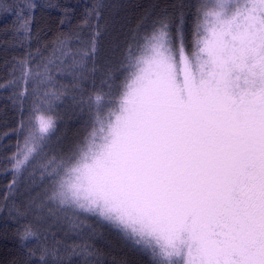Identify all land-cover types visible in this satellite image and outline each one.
Returning <instances> with one entry per match:
<instances>
[{"label": "snow or ice", "instance_id": "snow-or-ice-1", "mask_svg": "<svg viewBox=\"0 0 264 264\" xmlns=\"http://www.w3.org/2000/svg\"><path fill=\"white\" fill-rule=\"evenodd\" d=\"M101 7L88 16L99 19ZM19 18L28 37L31 20ZM177 19L161 14L134 36L120 78L106 72L88 97L91 131L45 165L49 200L114 225L152 264H264V0H199L190 28L182 13ZM98 36L71 55L60 41L46 62L37 51L35 71L32 53L19 61L25 86L14 103L30 101L29 128L9 158L10 191L55 130L51 113L66 90L53 70L71 59L72 90L82 91L80 81L97 71ZM20 239L37 244L38 264H60L46 259L56 249L32 225Z\"/></svg>", "mask_w": 264, "mask_h": 264}, {"label": "trees", "instance_id": "trees-1", "mask_svg": "<svg viewBox=\"0 0 264 264\" xmlns=\"http://www.w3.org/2000/svg\"><path fill=\"white\" fill-rule=\"evenodd\" d=\"M98 2L102 4L100 18L89 17L88 13ZM198 3L199 0H0V264H38L37 244L20 239L25 225H32L34 231L46 238L47 247L56 249L54 256L46 257L49 261L58 260L60 264H152V258L146 252L110 226L93 217L85 219L63 214L47 202L51 184L48 173L52 169L45 165L67 156L73 146L82 141L91 124L88 97L101 90L106 72L111 71L113 76L120 78V61L136 31L168 8L176 13L177 23L182 13L190 28ZM27 4L35 5L30 13L25 7ZM20 12L31 20L28 37L20 29L23 23ZM94 32L99 33L95 58L97 71L80 81L82 91L76 92L72 90L73 80L67 75L71 59L60 65L64 71L53 70L55 82L66 90L65 98L51 113L56 120L55 130L38 145L25 169L19 173L15 188L10 191L8 185L13 175L9 158L17 152L18 145H24L29 128L30 101L24 103L23 109L14 103L15 94L25 86L19 61L32 53L33 62L29 66L35 71V65L42 63L35 59L37 51L46 62L61 47L60 41L68 42L65 51L69 55L87 51ZM13 81L15 87L10 86ZM27 87L31 90L32 85ZM72 96L79 97L83 103L73 101ZM21 120L24 121L23 128L20 127ZM69 218L75 223L69 222ZM29 250L35 255L29 256Z\"/></svg>", "mask_w": 264, "mask_h": 264}, {"label": "rangeland", "instance_id": "rangeland-1", "mask_svg": "<svg viewBox=\"0 0 264 264\" xmlns=\"http://www.w3.org/2000/svg\"><path fill=\"white\" fill-rule=\"evenodd\" d=\"M166 10H167V11L164 12L163 14H167V15L170 16L174 21H176V13L174 12V10H173L172 8H168V9H166ZM160 15H161V14H159V15L157 16V18H158ZM157 18H156V19H157ZM156 19H155V20H156ZM153 21H154V20H151V21L147 22V24L143 25V27H141L140 30L136 31L135 36L143 35L146 31H148V30L151 28V25H152ZM133 43H134V40L131 42V44H133ZM131 44H130V45H131ZM118 79H119V78H118ZM90 131H91V124L87 127L83 139L88 135V133H89ZM83 139H82V140H83ZM51 191H52V187H51V184H50V186H49V191H48L47 202H49L50 204H52L54 207L58 208V207L54 204V202H52V201L49 200V196L51 195ZM58 210H59L61 213H63V214L74 215V216L77 215V216H80V217L85 218V219H86V218H89V217H93V216H91V215L83 214V213H80V214H73L72 212H65L64 210H62V209H60V208H58ZM93 218H95V217H93ZM95 219H97V218H95ZM97 221L101 222V223L104 224V225H108V226H110V227L113 228L117 233H119L122 237H124V235L120 232V230L117 229L114 225H112V224H110V223H108V222H106V221L100 220V219H97ZM124 238H125V237H124ZM125 239L128 240L127 238H125ZM129 242H131V243L133 244L132 241L129 240ZM133 245H134V244H133ZM149 256H150V255H149ZM150 257H151V256H150Z\"/></svg>", "mask_w": 264, "mask_h": 264}]
</instances>
